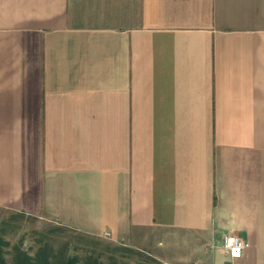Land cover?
<instances>
[{
	"label": "crops",
	"instance_id": "0c3cea01",
	"mask_svg": "<svg viewBox=\"0 0 264 264\" xmlns=\"http://www.w3.org/2000/svg\"><path fill=\"white\" fill-rule=\"evenodd\" d=\"M0 207L264 264V0H0Z\"/></svg>",
	"mask_w": 264,
	"mask_h": 264
},
{
	"label": "rangeland",
	"instance_id": "374dc122",
	"mask_svg": "<svg viewBox=\"0 0 264 264\" xmlns=\"http://www.w3.org/2000/svg\"><path fill=\"white\" fill-rule=\"evenodd\" d=\"M0 228L3 236L9 241L6 255L10 262L13 261L16 246L34 256L39 248L50 242L54 249L62 253L75 254L80 258L86 252L93 251L104 262L116 261L117 264H168L161 261L154 254L143 249H137L110 241L107 236L96 237L89 234L60 226L51 221L14 212L0 207ZM68 246V247H66ZM218 264L221 262L217 259ZM236 264H240L238 261Z\"/></svg>",
	"mask_w": 264,
	"mask_h": 264
},
{
	"label": "trees",
	"instance_id": "16d2710c",
	"mask_svg": "<svg viewBox=\"0 0 264 264\" xmlns=\"http://www.w3.org/2000/svg\"><path fill=\"white\" fill-rule=\"evenodd\" d=\"M9 246V241L3 236L0 228V264H117L116 261L104 260L95 252H86L84 258H80L75 254L62 253V249H54L50 242L39 248L34 256L29 255L27 251L22 250L21 246H16L13 261L10 262L6 255V249ZM68 247V246H66Z\"/></svg>",
	"mask_w": 264,
	"mask_h": 264
},
{
	"label": "built area",
	"instance_id": "2783aa9c",
	"mask_svg": "<svg viewBox=\"0 0 264 264\" xmlns=\"http://www.w3.org/2000/svg\"><path fill=\"white\" fill-rule=\"evenodd\" d=\"M249 247L250 244L248 242L235 235L225 236L222 245L224 253L229 256L232 261L241 258L245 250Z\"/></svg>",
	"mask_w": 264,
	"mask_h": 264
}]
</instances>
